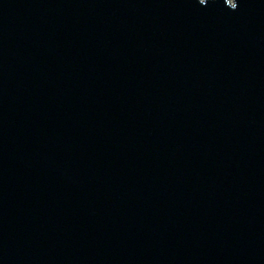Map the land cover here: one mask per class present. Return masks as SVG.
<instances>
[{
  "label": "water",
  "instance_id": "obj_1",
  "mask_svg": "<svg viewBox=\"0 0 264 264\" xmlns=\"http://www.w3.org/2000/svg\"><path fill=\"white\" fill-rule=\"evenodd\" d=\"M0 264H264V0H0Z\"/></svg>",
  "mask_w": 264,
  "mask_h": 264
}]
</instances>
